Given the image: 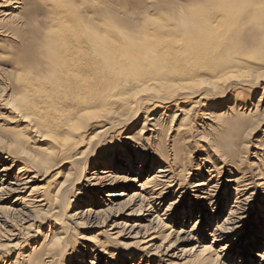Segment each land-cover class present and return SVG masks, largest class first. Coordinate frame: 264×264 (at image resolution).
I'll list each match as a JSON object with an SVG mask.
<instances>
[{"label":"bare ground","instance_id":"bare-ground-1","mask_svg":"<svg viewBox=\"0 0 264 264\" xmlns=\"http://www.w3.org/2000/svg\"><path fill=\"white\" fill-rule=\"evenodd\" d=\"M86 2L0 0V248L13 264L24 246L25 264H253L264 61L227 38L221 13L239 10ZM48 220L60 230L34 242Z\"/></svg>","mask_w":264,"mask_h":264},{"label":"snow or ice","instance_id":"snow-or-ice-1","mask_svg":"<svg viewBox=\"0 0 264 264\" xmlns=\"http://www.w3.org/2000/svg\"><path fill=\"white\" fill-rule=\"evenodd\" d=\"M93 4L103 7L104 0H87L83 7L88 9ZM174 4L175 0H154L152 6L166 9ZM206 4L217 13H221V10L226 8L238 9L239 13L236 17L221 13L228 29L227 38L233 47L258 55L264 61V0H206ZM121 6L129 9L143 7L139 0H122ZM226 79L236 80L239 77L231 76ZM257 79L264 81V71L257 73ZM8 107L10 108L11 105ZM255 252L260 255L254 256L253 264H264V247L255 249Z\"/></svg>","mask_w":264,"mask_h":264},{"label":"rangeland","instance_id":"rangeland-1","mask_svg":"<svg viewBox=\"0 0 264 264\" xmlns=\"http://www.w3.org/2000/svg\"><path fill=\"white\" fill-rule=\"evenodd\" d=\"M195 158H198V152L194 155V157H193V160H192V162H194L195 160H197V159H195ZM258 215H259V213L257 212V211H254V216H253V218L250 220V222L248 223V228H247V236L246 237H248L249 235H250V233H251V231H252V229L256 226V220L258 219ZM50 225V227H49V230L50 229H52L53 227L55 228V229H59V227H60V223H58V222H51V220H48V221H46L45 223H44V226L42 227V228H40V231L38 232V235L39 236H37L36 238H34V242L35 241H37L38 243H40V242H42V240H43V237H42V235H45V234H47L48 232V230H47V228H48V226ZM190 224H186V226H184V230H188L189 228H190ZM60 230V229H59ZM98 232H95V231H93V230H88V229H86V230H74L73 228L71 229V233H70V236H71V239H72V241H73V243H78V234L80 235V236H84V235H86V236H88V237H91V238H93V237H95V235L97 234ZM49 235V234H48ZM101 238V237H100ZM99 238V239H100ZM32 239V238H31ZM47 239V238H46ZM209 239V238H208ZM234 238H232V240H233ZM210 241L211 240H202L201 241V243H207V244H209L210 243ZM4 243H6V242H3L2 241V244H4ZM0 244H1V242H0ZM108 244H110V243H108ZM31 246L32 247H36V245L35 244H31ZM27 248H29V246H24L19 252H20V258L17 260V262H16V264H25V262L22 260L23 259V257L25 256L24 254H25V252L26 251H28V249ZM108 251H109V253H114V252H116L115 250H116V247L115 246H113V245H108ZM236 258H238V256L236 255V257H235V260H236ZM14 260H15V254H11V253H8V248L7 247H2V248H0V264H13V262H14ZM76 260V259H75ZM86 260H89V258L88 259H86ZM105 260H107V259H105ZM104 260V261H105ZM119 261H120V259H118L117 260V262H118V264H120L119 263ZM135 263V264H137L138 262H139V256L137 255L136 257H134L133 259H132V261L130 260V261H128V262H126V264H132V263ZM100 264H104V262H101L100 261Z\"/></svg>","mask_w":264,"mask_h":264}]
</instances>
